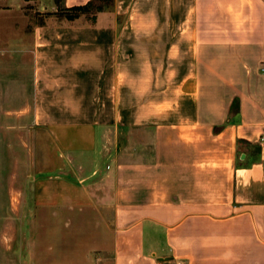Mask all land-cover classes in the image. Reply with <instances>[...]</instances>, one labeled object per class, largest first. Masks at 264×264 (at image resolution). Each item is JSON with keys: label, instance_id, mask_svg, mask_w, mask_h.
Segmentation results:
<instances>
[{"label": "crops", "instance_id": "obj_1", "mask_svg": "<svg viewBox=\"0 0 264 264\" xmlns=\"http://www.w3.org/2000/svg\"><path fill=\"white\" fill-rule=\"evenodd\" d=\"M88 1L0 0L48 13L30 33L35 122L67 157L89 153L88 177L106 157L117 178L87 263L264 264V0H112L57 15ZM118 134L130 142L121 161ZM53 181L68 212L81 209L75 176ZM71 239L66 256L84 261ZM47 251L36 264H60Z\"/></svg>", "mask_w": 264, "mask_h": 264}, {"label": "rangeland", "instance_id": "obj_2", "mask_svg": "<svg viewBox=\"0 0 264 264\" xmlns=\"http://www.w3.org/2000/svg\"><path fill=\"white\" fill-rule=\"evenodd\" d=\"M111 3L112 0L99 2L103 8ZM36 9L34 2L21 6L0 3V264H36L37 255L46 257L48 248L59 249L60 264H73L67 257L72 248L67 243L74 233L76 252L84 257L75 264H88L83 255L90 252L98 256L101 238L112 222L108 209L113 200L101 196L115 189L117 178L112 166L106 165V157H100L103 165L88 177L84 165L91 160L89 153L76 150L67 157L50 128L35 122L34 43L30 33L48 16ZM58 10V16L66 13L63 8ZM127 142L123 134L114 138L111 152L120 161L122 153L124 158H130ZM241 151L242 147L236 151L238 161ZM73 176L76 206L81 209L68 212L67 198L58 194L64 190L53 179L73 180ZM81 178L84 179L78 181ZM37 185H44L43 195ZM40 206L48 208L41 210ZM178 262L185 264H173Z\"/></svg>", "mask_w": 264, "mask_h": 264}, {"label": "trees", "instance_id": "obj_3", "mask_svg": "<svg viewBox=\"0 0 264 264\" xmlns=\"http://www.w3.org/2000/svg\"><path fill=\"white\" fill-rule=\"evenodd\" d=\"M101 1L104 0H90L83 5L72 6L70 8L65 9L66 13H64V15L67 19H73L81 13H86V12L94 13L97 11H101L103 9V6L99 4V2ZM70 11L72 13H68Z\"/></svg>", "mask_w": 264, "mask_h": 264}, {"label": "water", "instance_id": "obj_4", "mask_svg": "<svg viewBox=\"0 0 264 264\" xmlns=\"http://www.w3.org/2000/svg\"><path fill=\"white\" fill-rule=\"evenodd\" d=\"M169 257H159V260H168Z\"/></svg>", "mask_w": 264, "mask_h": 264}, {"label": "built area", "instance_id": "obj_5", "mask_svg": "<svg viewBox=\"0 0 264 264\" xmlns=\"http://www.w3.org/2000/svg\"><path fill=\"white\" fill-rule=\"evenodd\" d=\"M262 70H264V69H262ZM262 139H264V135L262 136ZM176 264H181V262H178V263H176Z\"/></svg>", "mask_w": 264, "mask_h": 264}]
</instances>
